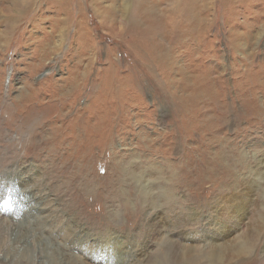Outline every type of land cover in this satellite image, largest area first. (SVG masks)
Returning <instances> with one entry per match:
<instances>
[{
    "label": "rangeland",
    "instance_id": "rangeland-1",
    "mask_svg": "<svg viewBox=\"0 0 264 264\" xmlns=\"http://www.w3.org/2000/svg\"><path fill=\"white\" fill-rule=\"evenodd\" d=\"M23 1L0 180L39 205L0 208V264H264V0H179L152 35L136 0Z\"/></svg>",
    "mask_w": 264,
    "mask_h": 264
},
{
    "label": "bare ground",
    "instance_id": "bare-ground-1",
    "mask_svg": "<svg viewBox=\"0 0 264 264\" xmlns=\"http://www.w3.org/2000/svg\"><path fill=\"white\" fill-rule=\"evenodd\" d=\"M11 1H13V0H11ZM154 1L155 2L153 3L152 7L150 5H147L146 0H136V2L134 3L135 8H133V9H131L129 6H127L128 10L125 14L128 17H130V19L127 22H125L122 19V23L124 24V26H126V27L131 26L134 30L139 29V33H140L143 30V25L146 24V27L148 26V29L145 28V29H147V30H145V33H149V35L154 34L155 30H157V33L159 34L158 31L161 30L162 27L170 28V30L174 27V29H175V25H176V23H178L179 20L176 21L174 19H179V14H180L179 13V10H180L179 9V0H157V2H156V0H154ZM167 1H169V3L173 2V6L171 9L166 11V14L168 15V17H165V16L161 15V12L164 13V11L166 9L159 7V5H162L163 3L166 4ZM14 3L16 4L15 5L16 8L14 10L10 11L11 14H13V13L15 14V12H17V11L18 12L20 11L21 13H23L22 6H23L24 1L23 0H14ZM26 3H28V5L26 4V8H27L29 6V2H26ZM17 7L19 8L18 10H17ZM158 8L160 11L159 13L157 12ZM23 9H25V8H23ZM165 18L167 20H165ZM65 38H63V39H65ZM12 188L13 187L9 183L7 184V183L3 182L2 180H0V193H1L0 194V208L5 209L4 214L10 215L9 217H11V218H14V215H16V213L34 215L36 212V208H37V206L35 207V203L37 204V201L33 197H30L28 199V204L26 203V205H24V203L20 204L18 201L14 202L15 199H13V198L10 199L9 195L7 196L8 192ZM13 194L17 195L18 198L20 196L24 197V195H25L24 193L21 195L19 193V191L14 192ZM37 205H39V204H37ZM11 218H10V220H12Z\"/></svg>",
    "mask_w": 264,
    "mask_h": 264
}]
</instances>
